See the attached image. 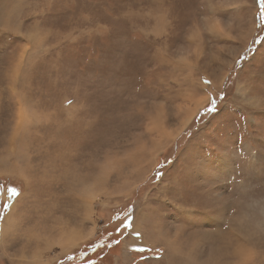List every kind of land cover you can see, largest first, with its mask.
I'll return each instance as SVG.
<instances>
[{
  "label": "rangeland",
  "instance_id": "rangeland-1",
  "mask_svg": "<svg viewBox=\"0 0 264 264\" xmlns=\"http://www.w3.org/2000/svg\"><path fill=\"white\" fill-rule=\"evenodd\" d=\"M259 6L0 0V264H264Z\"/></svg>",
  "mask_w": 264,
  "mask_h": 264
},
{
  "label": "trees",
  "instance_id": "trees-1",
  "mask_svg": "<svg viewBox=\"0 0 264 264\" xmlns=\"http://www.w3.org/2000/svg\"><path fill=\"white\" fill-rule=\"evenodd\" d=\"M259 4L260 6H259L258 15L260 17V21L263 22L264 2H262V0H259ZM226 90H224V93ZM220 97L221 96L217 97L215 100L210 102L201 115H203L204 112L213 113L216 109V105H218ZM201 115L196 117L195 119L196 122L201 118ZM100 235L98 236H100V239L101 238L103 239L102 242L100 241L99 238H96L84 244L80 249L75 250L74 256L73 255L71 256L72 257L71 260L66 261L63 264H98V263L108 264V261L110 262L112 257V251L115 250L119 245L118 242L120 241V235L119 238H117L116 240H111L110 239L111 236L105 235L104 233H101ZM92 250L94 252H91ZM88 255H93V256H88ZM87 257L89 259H87ZM101 258H103V262ZM109 264H111V262Z\"/></svg>",
  "mask_w": 264,
  "mask_h": 264
},
{
  "label": "snow or ice",
  "instance_id": "snow-or-ice-1",
  "mask_svg": "<svg viewBox=\"0 0 264 264\" xmlns=\"http://www.w3.org/2000/svg\"><path fill=\"white\" fill-rule=\"evenodd\" d=\"M262 2H264V0H262ZM11 191L13 192V194L16 193V189L15 188H13Z\"/></svg>",
  "mask_w": 264,
  "mask_h": 264
},
{
  "label": "bare ground",
  "instance_id": "bare-ground-1",
  "mask_svg": "<svg viewBox=\"0 0 264 264\" xmlns=\"http://www.w3.org/2000/svg\"><path fill=\"white\" fill-rule=\"evenodd\" d=\"M38 261H39V260H38ZM38 261H37V262H38ZM32 264H33V263H32Z\"/></svg>",
  "mask_w": 264,
  "mask_h": 264
}]
</instances>
